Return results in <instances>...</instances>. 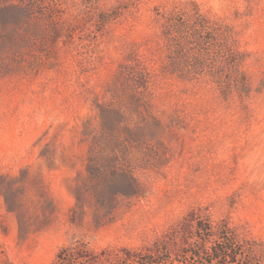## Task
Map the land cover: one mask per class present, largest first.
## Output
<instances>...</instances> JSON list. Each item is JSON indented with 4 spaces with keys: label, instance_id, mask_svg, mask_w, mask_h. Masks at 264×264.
<instances>
[{
    "label": "rangeland",
    "instance_id": "374dc122",
    "mask_svg": "<svg viewBox=\"0 0 264 264\" xmlns=\"http://www.w3.org/2000/svg\"><path fill=\"white\" fill-rule=\"evenodd\" d=\"M20 2L38 13L0 17V264H53L77 241L98 264H205L189 254L190 210L248 248L236 264H264V0L0 9ZM185 12L229 28L240 82L227 92L166 69L165 25ZM90 152L133 167L137 196L109 210L83 191L81 211Z\"/></svg>",
    "mask_w": 264,
    "mask_h": 264
},
{
    "label": "trees",
    "instance_id": "16d2710c",
    "mask_svg": "<svg viewBox=\"0 0 264 264\" xmlns=\"http://www.w3.org/2000/svg\"><path fill=\"white\" fill-rule=\"evenodd\" d=\"M39 4L43 5L41 1ZM37 13L34 4L29 2L3 6L0 9V17L12 15L16 22L28 21ZM164 35L170 43L166 64L169 72L178 73L189 79L199 78L205 73L210 74L222 87L223 92L231 89L234 82H240L236 76L238 56L232 48L231 33L226 26L222 24L214 26L197 12L191 14L185 12L181 16L171 14L165 25ZM139 83L141 87L147 89L145 76L139 78ZM111 158L108 157L100 165L90 152L87 164L89 181L83 185L84 187L78 186L76 189V204L80 205L81 211L80 195L83 191L95 198L99 204H107L109 210L117 204L118 195L131 198L139 193L140 183L133 167L120 168L121 164L116 161L117 158ZM116 174L120 178L119 181L115 178ZM194 213L190 210L183 219L184 225L194 221V232L197 237L193 243L194 249H191L189 254L196 257L206 255L210 260H205V264H223V261L227 264H236L241 251L248 248L244 245L237 246L226 231L209 222H202ZM98 261V256L86 244L77 241L62 246L53 264H98ZM165 261L150 260L155 264H164Z\"/></svg>",
    "mask_w": 264,
    "mask_h": 264
}]
</instances>
